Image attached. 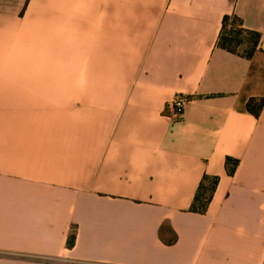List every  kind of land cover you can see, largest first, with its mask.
I'll use <instances>...</instances> for the list:
<instances>
[{
	"label": "crops",
	"instance_id": "obj_1",
	"mask_svg": "<svg viewBox=\"0 0 264 264\" xmlns=\"http://www.w3.org/2000/svg\"><path fill=\"white\" fill-rule=\"evenodd\" d=\"M225 18L261 35L250 59L220 47ZM252 100L264 0H0V264H264Z\"/></svg>",
	"mask_w": 264,
	"mask_h": 264
},
{
	"label": "trees",
	"instance_id": "obj_2",
	"mask_svg": "<svg viewBox=\"0 0 264 264\" xmlns=\"http://www.w3.org/2000/svg\"><path fill=\"white\" fill-rule=\"evenodd\" d=\"M229 27L231 28V32H228ZM237 28L239 30H237ZM247 34L249 38L246 40L242 39V35ZM261 41V35L255 32H249L241 28V22L234 18L229 19L225 18L223 22V30L220 37V47L223 50H226L227 52L237 55L241 58L250 59L256 50L259 47ZM242 45H247V48L240 52L238 51V47ZM264 104V100H262L260 106L257 108L254 105V100L250 101L248 103V110L255 114L256 116L259 115L260 108H262ZM239 165V162L237 160L233 159H227L226 160V168L229 173V175H234L236 172V169ZM219 183L218 177H204L203 181L201 182L199 189L197 191V194L195 196V199L193 201V204L190 208V211L192 213H199L204 214L207 212L209 204L211 203V200L213 198L214 192L217 188V185ZM176 241V237H172L169 241H167L168 244H173ZM76 243V232L75 230H72L68 242H67V248L73 249Z\"/></svg>",
	"mask_w": 264,
	"mask_h": 264
},
{
	"label": "built area",
	"instance_id": "obj_3",
	"mask_svg": "<svg viewBox=\"0 0 264 264\" xmlns=\"http://www.w3.org/2000/svg\"><path fill=\"white\" fill-rule=\"evenodd\" d=\"M188 102L189 98L180 95L177 96L168 106L171 119H181L183 117L185 106Z\"/></svg>",
	"mask_w": 264,
	"mask_h": 264
},
{
	"label": "rangeland",
	"instance_id": "obj_4",
	"mask_svg": "<svg viewBox=\"0 0 264 264\" xmlns=\"http://www.w3.org/2000/svg\"><path fill=\"white\" fill-rule=\"evenodd\" d=\"M231 28H233V27H229L228 32H231V30H232ZM237 30H239V29L237 28ZM247 38H249V36L247 34L242 35V39L246 40ZM246 48H247V45H242V46L238 47L237 49H238V51L242 52Z\"/></svg>",
	"mask_w": 264,
	"mask_h": 264
}]
</instances>
